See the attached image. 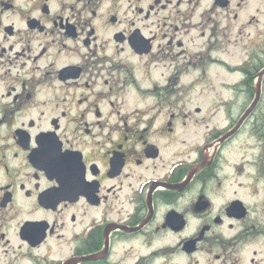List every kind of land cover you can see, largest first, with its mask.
Returning a JSON list of instances; mask_svg holds the SVG:
<instances>
[{
    "label": "flooded vegetation",
    "instance_id": "1",
    "mask_svg": "<svg viewBox=\"0 0 264 264\" xmlns=\"http://www.w3.org/2000/svg\"><path fill=\"white\" fill-rule=\"evenodd\" d=\"M0 264H264V0H0Z\"/></svg>",
    "mask_w": 264,
    "mask_h": 264
}]
</instances>
